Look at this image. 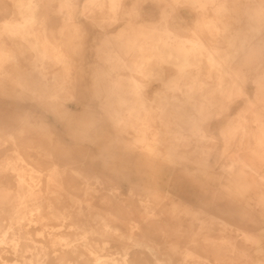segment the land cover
Instances as JSON below:
<instances>
[{"label":"rangeland","instance_id":"1","mask_svg":"<svg viewBox=\"0 0 264 264\" xmlns=\"http://www.w3.org/2000/svg\"><path fill=\"white\" fill-rule=\"evenodd\" d=\"M69 1L70 6L60 7L59 0H42L48 8L45 14L46 24L42 18L34 23L36 30H43V27L47 25L51 43L59 46L61 50L62 59L59 61L48 59L45 69L50 81L54 79L53 75L56 73L60 83L57 84L52 80L47 91L40 89L42 86H39L36 93H41V96L34 98L31 92L26 93L19 86L0 79V240L4 239L0 243V264L8 258H10L6 261L8 264H19L15 263V260H18L20 264H37L38 255L42 257L47 253V256H51L53 255V252H50L51 247H61L59 242L54 244L47 240L52 233H64L70 240L82 242L81 225L83 219L89 217V207L105 210H112L113 207L116 210V208L121 209V206L125 209L119 210L121 219L113 222L121 231L127 229L124 222L137 220L140 222L141 229L135 230L136 235L147 232L149 236L158 237L161 241L170 240L171 243L174 241L178 244L179 252L167 249L168 255H161L164 260L157 264H178L183 260L187 249L200 255L202 264H264V250H257V246L246 240L244 236L245 233H252L261 239V245L264 246V205L259 204L264 199L260 195V192L264 191V181L254 179L247 171L249 166L264 169V135L260 131L261 123L255 118L257 112L264 114V103L257 99L249 104L246 96L241 92L236 93L230 101L216 98L222 93L217 90L218 72L221 70H223L222 87L246 86L248 94L254 97L257 91L256 83L261 82V89L264 91V20L260 21L255 15L256 8L260 3L264 5V0H225L229 7L226 12L217 11V4L196 6L187 0H164V3L138 0L137 7L140 10L138 16H131L128 13L136 0L121 1L114 9L108 0H94L90 4L87 0ZM221 1L223 0H219ZM7 2L14 4L13 0H7ZM43 4L40 5L39 11L42 6L44 8ZM164 7L173 9L170 13L171 15L173 13V24L187 28L195 26V20L199 14L207 16V20L223 15L231 18L230 30L237 34L235 52L229 50L222 30L212 29V26L209 29L206 24L201 29L194 30L203 35L207 42L210 41L208 40L210 36L218 39L215 41L216 44L209 43L216 49L220 60L229 57L230 68L218 71L204 59L201 62L192 60L191 62H197V64H190L187 66L188 72L181 73L176 65V61H179L177 54L171 52L172 57H169L168 53L171 50L164 53L168 61L162 64V60L155 57V51H150L154 45L151 46L146 41L155 31H151V28L141 23L159 22ZM113 11L116 13V20L113 19ZM10 12L13 13V18H19L20 15L14 6L1 4L0 20L9 17ZM131 20L134 22L135 30H141L138 43H142L143 53L138 55L136 52L129 54L123 51L110 53V48L121 47L117 35L122 30H126L125 26ZM207 24L210 23L207 22ZM223 24L216 23L219 27ZM164 29L158 30L160 35H163L162 41L166 39L172 41L174 38H168ZM213 30L216 32L210 35ZM156 36L155 33L154 40ZM0 39L15 48L17 60L22 71H25V75L32 80L44 79L40 73L41 69L35 66V63H40L41 57L36 50H31L30 47H24V50L17 44L18 40H21L17 37L11 39L5 34ZM28 39L32 40L33 36H29ZM105 39L110 40L109 44L107 43L110 48L103 47ZM244 39L245 43H243ZM110 54L125 56V58L127 56L128 59L124 60L123 66L128 64L133 66L136 59L140 65H143L142 70L150 66L158 73L152 78H148L145 74L144 76L137 74L138 78L144 81V97L152 98L159 91L160 94L168 97V102L173 103V95L178 93L175 87L172 89L168 85L173 75L174 78L179 79L178 83L182 89H187L191 85L195 88L201 87V90L194 94L197 99L194 102L202 101L204 104H211L212 110L216 111L209 122L203 123L205 127L210 124V132L216 140L210 142L211 140L198 139L173 147L161 139L166 130L160 122L156 126L160 132L157 134L159 139L156 142L151 139L153 132L146 129L143 124L137 126L135 124L132 127L124 124L123 126H128V129L117 126L114 123L115 117L109 114L108 110H122L126 119L135 120L134 117H129L127 108L117 107L120 104L117 98L118 93L107 91L104 73L109 71L108 77H114L116 72L130 73L131 69H120V63L117 60L111 63L107 59ZM152 55L155 59L148 60L147 57ZM157 63L160 69L156 68ZM98 71L101 73L96 79L94 73ZM123 76L125 80L127 75ZM126 82L120 85L122 89L126 87L128 89V92H123L122 95L138 98V94L135 96L130 92V84ZM54 93L58 94V99L51 101L50 95ZM210 95L215 97L213 102L204 99L209 98ZM140 100L135 99L126 103L141 106L142 100ZM248 105L250 109H247ZM188 109L199 118L197 108L190 104ZM141 110L144 112L143 108ZM246 121L251 128L248 133L241 129L236 132L227 129L228 126L234 125L241 127ZM173 126L175 127V124ZM223 127L226 128L224 134ZM138 128L144 130L139 131ZM96 134L99 137L104 134L106 139L87 138L95 137ZM116 136L120 140H116ZM146 142L155 143L154 153H148L141 148ZM53 145L59 147L53 149ZM16 147L25 156H29L31 159L29 161L32 163L28 166L18 161V167L21 168L18 171L12 169L8 163L15 161ZM48 148L54 150V160L60 165L71 161L69 168H80L84 171V175H89L90 178H79L71 170L68 172L81 205H77L69 192L58 185L55 186L57 192L55 194L48 193L42 188L44 177L53 164L47 155ZM206 159L209 163L203 164L201 161ZM33 164L35 169H41V171H35ZM206 168L209 170L208 173L202 170ZM230 169L233 172H230ZM21 174L30 181L29 184L37 185L36 187L41 188V191L35 196L23 197L20 192L24 193L29 184L28 182L25 186L20 184L18 176ZM92 174H97L98 178L93 177ZM38 176L42 177L41 182H37ZM148 186L152 188L148 190ZM88 187H90V193L85 192ZM152 191L157 192L161 204L154 203V196H147ZM172 201L182 204L190 212L181 208L179 218L174 219L168 208ZM146 203L150 206L148 210H151L147 215ZM164 204H167L168 208L165 211ZM77 206L84 209L82 221L77 215ZM65 207L73 212V217L62 219L58 216ZM128 210L130 213L127 212ZM166 211H168L167 214H165ZM142 216L150 218L153 216V219L145 221ZM212 216L215 224L211 230H208L204 227L205 225L203 226L202 220L208 221ZM29 219H35V221L31 224ZM60 226L62 227L59 228ZM161 226L163 229L160 228ZM207 233L211 236L214 234L213 237L218 240H221L223 236L236 237L237 244L247 248L251 253V259L239 257L235 261H221L222 259L216 258L212 252L199 247L204 246L202 239ZM164 236L166 238H163ZM98 238L102 242L105 239ZM17 240L20 241V246L16 249L14 241ZM43 245H46L45 248L42 247ZM118 245L115 241L104 251L101 249L99 251L120 257L121 254L118 252L121 246ZM128 246L131 254L136 251L143 253L139 255L138 260L136 259L135 264H150L151 258H154L149 249L130 242ZM168 257L171 258L166 259ZM188 259L186 264H193V257L189 256ZM60 260L59 255L57 257L54 255L53 259L50 257L47 260V263H63ZM182 264H185V261Z\"/></svg>","mask_w":264,"mask_h":264},{"label":"bare ground","instance_id":"2","mask_svg":"<svg viewBox=\"0 0 264 264\" xmlns=\"http://www.w3.org/2000/svg\"><path fill=\"white\" fill-rule=\"evenodd\" d=\"M13 1H14V4H13V2H12V4L10 2H7V0H0V5L1 4L3 5L4 3L6 5L10 4V6L15 7V10L20 15L19 18H13V13L10 12L9 17H5L4 19H2V21L0 20L1 21V23H0V38H2V35H5V34L8 35L11 39L17 37V38L21 39V40H18V43H17L20 47H23V49H24V47L25 48L30 47L31 50H36V52H38L41 57L39 59L40 63H35V66L38 67L39 70L41 69L40 73H41V75L44 76V79L42 81L32 80L27 75H25V71H22V67H21L19 61L17 60L18 58L15 54V48L13 46H9L7 44V42L2 40V39H0V79L2 81L10 82L13 85L19 86L26 93L31 92V94L34 95V98H36L39 95L41 96V93H36V92H38L39 86H42V88H40V89L47 91V88H48V86L52 80H54V82H56L57 84L60 83L59 78L57 77L56 73H54V75H53L54 79L51 78L52 80L50 81L48 76H47V72L45 71V69H46V62L48 59L54 60V61L55 60L59 61L60 59H62V56H60L61 50H60L59 46H56L55 44L51 43V40H50V38L48 36V32H47V25H45L43 27V30H36L34 28V23L39 18H42V20H44L45 24H46V15L45 14L47 13L48 8L45 6V4H43L42 0H13ZM50 1H52V0H50ZM87 1H89V4L94 2V0H87ZM108 1H110L111 6L114 9L118 4L121 3V1H124V0H108ZM154 1L161 2L163 0H154ZM187 1L193 5H196V6H198V5L203 6L206 4H217V6H216L217 11L219 10L222 12H226L229 10L228 3L225 2V0H223L221 2H219V0H187ZM59 2H60V7H62L64 5L70 6L69 0H59ZM137 2H138V0L135 1L133 8L128 12L129 15H131V16L140 15L139 8L137 7ZM42 4L44 5V8L42 6L41 11H39L40 5H42ZM47 4H49V3H47ZM86 6L87 5L85 4V7ZM172 10L173 9H169L167 7H164V9H163V20L166 24L164 30L166 32V35H168L167 37L168 38L172 37L174 39L172 41H169L166 39L162 42L160 41L157 44L156 41L153 39L154 38L153 36L156 32H158V29L154 26L153 28H151V31H155V33L152 32L153 36H150V39L146 40L147 43L154 45L152 49H153V51H155V57L158 58L159 60H162V64H163L164 62L168 61V57L164 53L167 50H171L168 53L169 57H172L171 52L177 54V56H178L177 60H179V61H176V65H177L178 70L181 73H184V72L186 73V71L188 72L187 66H189L190 64L191 65L197 64V62H195V63L191 62L192 60L201 62L203 59L206 60L210 66L215 67L218 71H220L223 68L229 69L230 68L229 64H228L229 57L226 59L220 60L216 54V52H217L216 49L212 45H210V43H209V42H212L213 44H216L217 42H215V41H218V39H215L214 37L212 38L210 36L208 39L210 41L207 42L203 35L196 33L195 31H193V34L191 36L183 37V36H180L177 33H175L170 28H168L167 22L171 18L170 13ZM255 11H256L255 15L258 16V19L260 21H263L264 20V5L262 3H260V5L256 8ZM38 12H39V14H38ZM68 15H69V13L67 14V16ZM249 16H250V13H249ZM68 18H69V16H68ZM202 18L206 22L204 16ZM113 19H115V20L117 19L116 13L114 11H113ZM207 22H209L210 24H207V23H204V24H206L209 27V29L212 26V29L216 28V29H218V31H220V30L223 31V35L226 39L229 50L235 52L237 50L236 49L237 34L231 32V30H230L231 29L230 23L232 22V19L223 15L221 17L220 16L212 17ZM217 22H222L224 24H223V26L219 27L216 25ZM127 26H129L130 28H128L124 31L122 30L117 35L118 40H119L118 42L121 43V47H119L118 49L117 48H115V49L110 48L108 45L110 40H106V39L104 40V46L103 47L108 46L111 49L110 53H115V52H119V51H123V53L125 52V53H129V54L136 52L137 55L143 53L142 43H138L139 42L138 39H139L141 30H139V31L135 30L136 27L134 26V23L132 20L129 22V24ZM215 32H216V30H215ZM215 32H214V30H213V32L211 31L210 35H214ZM29 36H33V39L29 40L28 39ZM245 41L246 40L244 39L243 43H245ZM24 42H26V43H24ZM13 44H14V41H13ZM139 57H140V55H139ZM107 59L111 63H114L117 60L120 63L119 64L120 69H123V70H125V68L131 69L130 73H123L121 71L118 73L116 72V75L114 77H108V75L110 74L109 71L104 73L106 75L105 84L107 85V91H109V92L112 91L114 93H118L117 98L120 101L119 102L120 104L117 107H119L120 109L127 108V112H128L127 114L129 115L130 118L134 117V120H135V121H132L133 119L132 120L126 119L122 110H118V109L108 110L107 112L115 117L114 123L117 126H123L124 124H129V125H131L130 127H132L135 124H136V126L138 124L139 125L143 124L146 129H149V131L153 132V134H152L153 138H151V137L150 138L152 140H154V142H156L157 139H159L157 137V134L160 133L159 130L156 128V126H157L158 122H160L164 125L165 130H166L162 134L161 139L163 141L165 140V142H168L169 145L173 146V147L180 146V145H182L183 142H189V141L191 142L192 140H198V139H203V140H207V141L211 140L210 142L216 140L215 137L210 132V124L208 125V127H205L203 125L204 121L209 122L211 120L210 118L214 117V113L216 111L212 110V108L210 107L211 104H204V102H202V101L200 103L194 102L197 100L196 97L194 96V94L196 91L201 90V87L195 88L193 85H191L187 89H182L180 87L181 85L178 83L179 79L174 78L170 81V83L172 85L168 82L169 87H171L172 89H174L173 87H175V89L178 90V93L173 95V101H174L173 103L168 102L167 101L168 97L167 96L165 97L164 95L160 94L159 91H157L155 96L152 98L151 97H144V94H143V92H144V89H143L144 81L139 79L137 74H140L142 76H144V74H145L146 76H148V78H152V77L158 75V73L153 71V68L150 66H149V68L144 69L145 71L142 70L143 65H140L139 61L136 59L133 62L134 63L133 66H128L129 64L126 66H123L124 60L128 59L127 56L125 58V56L123 57L121 55H111L110 54V56H108ZM147 59L152 60L155 58L152 55V56H148ZM175 59H176V57H175ZM180 60H182V61H180ZM162 64H161V66H163ZM92 69H94V68H92ZM222 71L223 70L218 72V85H219V87L217 88V90L222 91V93H221L220 97H216L217 99H220L222 101H225V100L230 101L235 97L236 93L241 92L242 94H244L246 96L247 102H249V104H251L252 102H254L257 99H260V101L264 103V91L261 89V86H262L261 82L256 83L257 84V91L255 93V96L251 97L248 94L246 86H244L242 88L222 87L221 86V83H222V81H221L222 80V74L221 73H222ZM100 73L101 72H99V71L95 72L94 77L96 76V79H97L99 77ZM189 73H191V71H189ZM123 75H125V76L127 75V78L125 80H124ZM126 81H128V83L130 84V92L133 93L135 96H137V94H138V98H136L134 96H130V98H128V97H124L122 95L123 92H128L127 87L122 89L120 86L123 83H127ZM145 84H148V82H145ZM50 97H51L50 100L54 101V100L58 99V94H55V93L51 94ZM213 98L215 99L214 96L210 95L209 98L206 97L204 99H206L207 101L213 102ZM135 99H141L142 100V104H140L141 106H139L138 104H135V103L134 104L133 103H131V104L126 103L128 101H131V102L135 101ZM201 99H203V98H201ZM53 104H52V106H55ZM190 104H192V106L194 108H197V111H198L197 114L199 113V115H198L199 118H197V116H194V113L189 111L188 107L190 106ZM104 107H107V106H104ZM142 108L144 109L143 110L144 112H142V110H141ZM247 109H250L249 105H248ZM263 116H264V114L261 112L255 113L256 120H258L261 123L260 131L264 135ZM173 124H175V127L173 126ZM123 128L128 129V126H125V127L123 126ZM138 129H139V131L144 130L142 128H138ZM227 129H229V131H231V132H236L237 130L241 129V130H243V132L248 133L251 128L248 126V123L246 121L244 123V125L241 127H239V125L238 126L234 125L232 127L228 126ZM225 131H226V128L223 127L222 133L224 134ZM167 135H169V136L165 137ZM191 135H193V137H191ZM87 138H89V139L93 138L95 140L106 139L104 134L100 137L96 134L95 137L88 136ZM115 139L120 140V138L117 136L115 137ZM176 141H178V142L175 143ZM154 142H152V143L146 142L145 144H143L141 146V148L146 150L148 153H154L155 152V143ZM261 143L262 142H260V144ZM57 147H59V146L53 145L52 148L57 149ZM52 148H51V150L48 148L49 151L47 150V155L50 157L53 164H52V167L48 170V173L44 177V185L42 186V188L44 189V191H46L48 193H54L55 194V193H57L55 190V186L58 185L61 188H64L65 190H67L69 192L72 200L77 202V205L78 204L81 205V200L75 194L76 190L72 186L71 179H69V177H68V172H69V170H71L79 178H90V177H88L89 175H87V174L84 175L83 174L84 171L80 168H73V167L69 168L68 166L71 165L70 164V163H72L71 161L67 162V163H63L60 165L58 162H56L54 160L55 152ZM15 151H16V155H17L15 161L13 160V161L8 162L9 166H11L12 169H14L15 171H18L19 169H21L18 167V161L23 165L29 166L32 164L29 161V160H31L30 157L25 156L19 150L18 147L15 148ZM73 162L76 163V161H73ZM201 162L203 164H206V163H209V160L206 159V160H203ZM247 166H249V165H247ZM35 168L36 167L34 165L33 169L35 171H41V169H35ZM231 169L229 171L233 172V170H231ZM202 170L205 171L206 173L209 172V170H207V168L202 169ZM242 171L246 172L245 170H242ZM247 171L252 174V177L254 179H257L259 181H264V169L249 166ZM92 176L98 178L97 174L96 175L92 174ZM18 177H19V182L22 186H25V184L27 182H28V184L30 183V181H28V179L25 178V175L23 176L21 174ZM38 177L39 178H38L37 182H41L42 177L41 176H38ZM208 178L212 179L211 177H208ZM32 179L34 182L35 181L34 176L32 177ZM36 186L37 185L29 184L25 188V190H24L25 192L24 193L20 192V194H22L23 197L35 196L36 193H39L41 191V188L36 187ZM100 186H101V184H100ZM92 187H95V186H92ZM239 187H241V186H239ZM89 188L90 187H88L85 192H89V190H90ZM148 188H149L148 190H150L152 187L148 186ZM156 193L157 192L152 191L149 194H147V196H149V197L154 196V198H155L154 203L161 204L162 202ZM37 195L39 196V194H37ZM260 195L262 197H264V191L260 192ZM109 196H110V194H109ZM109 200H110V198H109ZM151 201H152V199H151ZM167 204H169V203H167ZM167 204H164V206H163L164 211L169 208L171 210V217H173L174 219L179 218L178 215L181 212V208L185 209L186 212H190V210L188 208H185V206H183L180 203H176V202L172 201V202H170L171 206L168 205L169 206L168 208H167ZM259 204L264 205V199L262 201H260ZM107 207L108 206H106V208ZM149 207L150 206L147 205V203H146V205H145L146 215L150 213L149 212L150 209L148 210ZM88 209H89V212H88L89 217H87V219L86 218L83 219L82 216H84V209L81 206H77V210H78L77 215L81 219V221L83 219L82 225H81V228L83 229V240H82V242H80V241L78 243L74 242L73 240H70L67 236H65L64 233L63 234L62 233L59 234L57 232L54 234L52 233L50 238H48L47 240L49 241V243L53 242L54 244L59 242L61 247H51L50 252H53V255H51V256H47V253L45 255H43L42 257L38 255L37 264H48L47 260H49L50 257L53 259L54 255H55V257H57L59 255V257L61 259L60 261L63 262L60 264H66V263L67 264H135L136 259L139 258L140 254H143V253L136 251L134 254H131L130 247L128 246L129 242L133 245L134 244L140 245V247L149 249V251L152 252V254L154 255V258L153 257L151 258V263L149 262L150 264H157L159 261L164 260V258L163 259L161 258V255H168L167 249L171 250L172 252H179L178 251V244H175L174 241H173V243H171L170 240L161 241V240H159L158 237H151L147 234V232H142V231H141L142 233L140 232L141 234H139V236L136 235L135 230L141 229L140 222L137 220L135 222H131V221L130 222H124L127 226V229L125 231L122 228L121 229L123 231H121L119 228H117L113 222L117 219H121V218H119V216L121 215L119 213V210H122V209L125 210L123 208V206H121V209L116 208V210H114L113 207H112V210H105L104 208L100 209V208H95V207H89ZM128 209H130V207ZM127 212L130 213L129 210ZM156 212H157V209H156ZM167 212L168 211H166L165 214H167ZM169 213H170V211H169ZM55 216H56V218H58V216H59L62 219H64V218H68V217H73V212L70 211L69 208L67 209V207H65L64 209L62 208V211L59 212L58 216H57V214H55ZM148 216H150V215H148ZM148 216H142V217L145 219V221H150L153 219L154 215L152 216V218H150ZM169 216H170V214H169ZM201 217H199V218H201ZM29 220H30L31 224H32V222L35 221V219H29ZM154 221H155V219H154ZM160 221H162V220H160ZM167 221H169V220H167ZM152 223H153V221H152ZM63 224H62V226H63ZM179 224H180V222H179ZM202 224H203V226L205 225L204 226L205 228H207L208 230H211L213 228V225L215 224V219L213 216L208 221L207 220L204 221V219H203ZM62 226H60L59 228H61ZM162 227L163 226H161L160 228H162ZM224 229H223V231H225ZM55 231H57V230H55ZM166 233H167V231H166ZM213 235L211 236L208 233L206 235H204V237L202 239L204 246L200 245L199 247L203 250L208 251V252H212V254L216 256V258H218L220 260L222 259L221 261H224V260L235 261L239 257H244V259H246V260L251 259V257H252L251 253L248 251L247 248L240 247L237 244V238L236 237H233L230 234L231 236H223L220 238L221 240H218V239H215L213 237ZM4 236H5V234H4ZM165 236L163 238L167 237V236L166 237ZM244 236H245L246 240L254 243L257 246V250H259V251L264 250V246L261 245V239L258 236L254 235L252 233H245ZM98 237H100V238L104 237L105 239L102 242L101 239H99ZM3 240L4 239L0 240V243ZM99 241H101V242H99ZM115 241H116V243L119 244L118 246H121L120 247L121 250H119V252H118L121 254L120 257L112 256L113 254H111V255L110 254H103L99 251L100 249L104 251V249L107 246L109 247V245L115 243ZM127 241H129V242L127 243ZM14 242H15L14 246L17 249V246H20V241L17 240ZM43 243L45 244V242H43ZM45 246L46 245H43L42 247L45 248ZM116 246H117V244H116ZM131 247H132V245H131ZM15 252L17 253V251H14V253ZM189 256L193 257V262H192L193 264L194 263L195 264H202L203 260L201 261V256L197 255L195 251H192L189 249H187V251L185 252L183 260L181 262H179L178 264H182L183 261H185V264H186V261L189 260L188 259ZM170 258L171 257H168L166 259H170ZM4 260L8 261V260H10V258L4 259ZM11 260L13 261L15 259H11ZM6 261H3L4 263H2V264H8V262H6ZM16 262H18L20 264V262L18 260H15V263ZM64 262H66V263H64ZM215 263H216V261H215ZM56 264H59V263H56ZM222 264H224V263H222Z\"/></svg>","mask_w":264,"mask_h":264},{"label":"crops","instance_id":"3","mask_svg":"<svg viewBox=\"0 0 264 264\" xmlns=\"http://www.w3.org/2000/svg\"><path fill=\"white\" fill-rule=\"evenodd\" d=\"M156 3H160L158 1H155ZM164 3V0L161 1V3ZM125 3V2H124ZM135 3V2H134ZM164 9V8H163ZM163 9H162V18L159 22H152V23H147V22H143L141 23L142 25H146L148 28H153L154 26L158 29V30H163L166 26L164 20H163ZM140 11V10H139ZM204 16L206 22L204 21V19L202 18ZM173 21V13L171 15V18L169 19V21L167 22V25H168V28H170L171 30H173L175 33H177L178 35L180 36H183V37H189L192 35V32L194 30H198V29H201L205 24L204 23H207V16L205 15H201L199 14L198 17L196 18L195 20V26L194 27H190V28H187L185 26H178V25H175L172 23ZM130 22V21H129ZM134 23V22H133ZM140 24V25H141ZM130 28L129 26H125V29H128ZM157 36L155 37V41L156 43L158 44L160 41L162 42V39H163V35H160L159 32H156ZM162 36V37H160ZM153 42V41H152ZM150 44V43H149ZM161 44V43H160ZM151 46H153L151 44ZM153 47L150 48V51L153 52ZM156 68L157 69H160L159 67V64L157 63L156 64ZM172 79L174 78V75L171 77Z\"/></svg>","mask_w":264,"mask_h":264}]
</instances>
